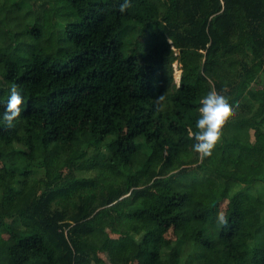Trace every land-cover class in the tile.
<instances>
[{
	"label": "trees",
	"instance_id": "16d2710c",
	"mask_svg": "<svg viewBox=\"0 0 264 264\" xmlns=\"http://www.w3.org/2000/svg\"><path fill=\"white\" fill-rule=\"evenodd\" d=\"M50 2L0 0V264H264V0ZM210 91L234 114L201 159Z\"/></svg>",
	"mask_w": 264,
	"mask_h": 264
},
{
	"label": "clouds",
	"instance_id": "9594fccd",
	"mask_svg": "<svg viewBox=\"0 0 264 264\" xmlns=\"http://www.w3.org/2000/svg\"><path fill=\"white\" fill-rule=\"evenodd\" d=\"M132 7V0H123L119 6V11L123 14ZM164 95L155 99L158 111H163ZM199 118L196 121L197 131L191 128L188 130L190 139H194V152L200 155V158L211 157L214 149L220 142L223 134V128L234 114V107L224 95L216 91H210L200 101ZM23 96L18 91V87L13 85L10 88V96L7 101L3 121L8 129L16 126V122L21 117L23 108ZM218 223L227 224L224 212L218 213Z\"/></svg>",
	"mask_w": 264,
	"mask_h": 264
},
{
	"label": "rangeland",
	"instance_id": "374dc122",
	"mask_svg": "<svg viewBox=\"0 0 264 264\" xmlns=\"http://www.w3.org/2000/svg\"><path fill=\"white\" fill-rule=\"evenodd\" d=\"M48 5H49V7H52L53 6V3H51L50 0H49V4ZM37 8H38V6H37ZM42 9H45V8H42ZM179 69H181V65L180 64H178L177 70H174L175 71V81H176L177 84L179 83V79H178L179 73L177 72ZM263 80H264V77H263ZM261 85L262 84H256L257 87H261ZM7 94H8V89H7V86H6V82L4 81L3 77L0 74V95L2 97H6ZM131 130H132V127L131 126H129L127 124H122L119 127V129H118V135L121 136V137L122 136H125ZM6 166H7L6 165V162L0 161V177H2V176L5 175L6 170H7V167ZM241 172H242V166L240 164L233 165V166H228V167H226L224 169V174L226 176H229V175H239V174H241ZM37 174H38V176H41V173H37ZM227 203H228V198L222 200L221 202H219L218 213L222 211L225 214V209H226ZM123 221L125 223L127 222L124 219H123ZM107 228L114 229V230H119V231L120 230L121 231H124L116 223H114V225L113 224H109L107 226ZM177 234L178 233L175 230H170L167 233V236L168 237H176ZM1 245H0V248H2ZM189 248L190 247H187L186 248V250L184 252L185 254L188 252ZM4 259H5V255H4L2 261H4ZM114 263H115V258L113 256V254H111L110 252H107V251H100V252H98V254L96 256L93 257V260H92V263L91 264H114ZM122 264H143V262L141 260H133V261L123 262Z\"/></svg>",
	"mask_w": 264,
	"mask_h": 264
},
{
	"label": "built area",
	"instance_id": "2783aa9c",
	"mask_svg": "<svg viewBox=\"0 0 264 264\" xmlns=\"http://www.w3.org/2000/svg\"><path fill=\"white\" fill-rule=\"evenodd\" d=\"M177 67H178V63L177 62H175L174 63V68H175V70H177ZM181 71H182V69H179L177 72L179 73V77H178V79L180 80V76H181Z\"/></svg>",
	"mask_w": 264,
	"mask_h": 264
},
{
	"label": "bare ground",
	"instance_id": "6f19581e",
	"mask_svg": "<svg viewBox=\"0 0 264 264\" xmlns=\"http://www.w3.org/2000/svg\"><path fill=\"white\" fill-rule=\"evenodd\" d=\"M178 77V76H177Z\"/></svg>",
	"mask_w": 264,
	"mask_h": 264
}]
</instances>
